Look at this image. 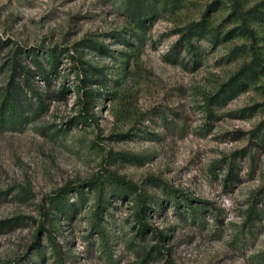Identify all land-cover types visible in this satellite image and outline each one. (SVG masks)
<instances>
[{"label": "rangeland", "instance_id": "rangeland-1", "mask_svg": "<svg viewBox=\"0 0 264 264\" xmlns=\"http://www.w3.org/2000/svg\"><path fill=\"white\" fill-rule=\"evenodd\" d=\"M53 50L46 80L34 54L49 70ZM17 62L30 83L15 80L24 119L0 124V264H264V0H0V102ZM109 171L138 191L108 187L98 217L87 182ZM79 185L69 215L51 207Z\"/></svg>", "mask_w": 264, "mask_h": 264}, {"label": "trees", "instance_id": "trees-1", "mask_svg": "<svg viewBox=\"0 0 264 264\" xmlns=\"http://www.w3.org/2000/svg\"><path fill=\"white\" fill-rule=\"evenodd\" d=\"M191 30H189V35H184V37H188V40L191 39L192 36L198 35L201 33H191ZM190 47H193L192 44H189ZM34 61L38 65V70L41 73V76L44 77V79L49 80V74H52L57 69V63H58V56L56 53V50L49 52V70H46L42 62L39 60L37 53L34 54ZM16 65L19 67L20 70H18L17 67L14 68V73L11 75V81L8 84L6 91L4 93L3 99L0 102V124L2 125H18L21 123V119H24V114L22 111V106L19 102L20 93L22 92V87L18 82H16V77L19 76L21 73L25 76L24 77V83H30L29 81V75L30 70L27 69L21 62H17ZM247 72V67H244V69L241 70L238 75H236L232 83L230 84L228 88V94L226 98H223L224 100L231 99L235 97L238 94V90L240 88V85L243 81L242 76L244 73ZM249 76L248 74H246ZM88 80V82H87ZM84 82L89 83V79L85 78L83 80ZM34 93V96H37L38 98V105H37V111H41L43 107L45 106L44 99L41 97L40 93H38L35 89H31ZM68 90V88H65L61 90L60 92L65 94V92ZM62 99H65V96H62ZM85 102V101H84ZM82 110L85 112H81V116H88L87 108L83 103ZM78 123V122H77ZM89 186H91L98 194L97 197V216H101V211L106 208L105 202L109 201L108 199V191L107 188L111 187L112 191H110V195L117 196L119 198H126V195L128 193H136L138 191V188L134 183L131 181L126 180L124 177L115 174L113 172H110L106 174L105 178L98 179L95 178L93 181L87 182ZM72 191V188L69 186L63 187L59 189L54 195L51 196L49 202L51 207L60 213H63L64 215H69L72 211L73 207L78 204V201H82L86 195L84 192V186L79 185L76 187L77 192V199L71 201L68 198L69 192ZM137 202H138V209L136 211V221L139 224V234H145L146 230L148 229V225L146 223L147 219V209H148V199L147 196L139 193L137 195ZM187 204L190 207H193V205L190 203V201L187 199ZM256 214L255 206H253L250 209L249 214V220L255 219L252 215ZM15 220L18 219V217L14 218ZM97 227V226H96Z\"/></svg>", "mask_w": 264, "mask_h": 264}]
</instances>
